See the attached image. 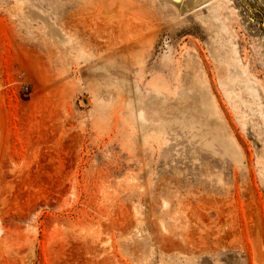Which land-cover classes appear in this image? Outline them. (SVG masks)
I'll return each instance as SVG.
<instances>
[{
	"label": "rangeland",
	"instance_id": "obj_1",
	"mask_svg": "<svg viewBox=\"0 0 264 264\" xmlns=\"http://www.w3.org/2000/svg\"><path fill=\"white\" fill-rule=\"evenodd\" d=\"M0 264H264V0H0Z\"/></svg>",
	"mask_w": 264,
	"mask_h": 264
},
{
	"label": "bare ground",
	"instance_id": "obj_2",
	"mask_svg": "<svg viewBox=\"0 0 264 264\" xmlns=\"http://www.w3.org/2000/svg\"><path fill=\"white\" fill-rule=\"evenodd\" d=\"M2 236H3V231L1 229V223H0V239L2 238Z\"/></svg>",
	"mask_w": 264,
	"mask_h": 264
}]
</instances>
